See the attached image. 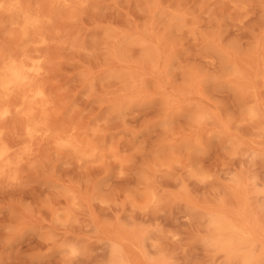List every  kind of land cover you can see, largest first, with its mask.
Instances as JSON below:
<instances>
[{"label":"rangeland","instance_id":"1","mask_svg":"<svg viewBox=\"0 0 264 264\" xmlns=\"http://www.w3.org/2000/svg\"><path fill=\"white\" fill-rule=\"evenodd\" d=\"M221 9L212 0L203 11ZM201 19L184 0H0V80L17 63L27 77L40 71L28 87L42 91L32 96L25 84L6 96L0 86L9 159L0 168L31 178L7 185L22 201L8 228L20 246L63 231L58 251L76 247L86 219L89 239L123 245L122 264H244L243 245L264 222V41L221 44L219 28ZM205 60L215 64L211 81ZM13 103H23L15 114ZM137 197L152 211L129 223L122 212ZM187 213L197 222L190 234Z\"/></svg>","mask_w":264,"mask_h":264},{"label":"clouds","instance_id":"2","mask_svg":"<svg viewBox=\"0 0 264 264\" xmlns=\"http://www.w3.org/2000/svg\"><path fill=\"white\" fill-rule=\"evenodd\" d=\"M127 4H137L139 6L142 0H124ZM153 4L160 5L163 0H151ZM188 5L189 10L200 17L201 23L207 24L211 29L218 27L220 31V43L227 44L232 39L240 41L241 46L245 43V35L259 36L264 41V0H214L215 4L222 5L227 11L221 9L216 16H206V9L212 0H184ZM230 34H236L232 36ZM201 55L216 56L214 51L202 52ZM260 59L264 63V44L260 50ZM179 64L178 58H173V65ZM206 67L202 71L207 73V79L212 80L215 71V64H208L205 60ZM171 73V66L169 67ZM96 83L100 84L98 79ZM151 87L146 81L145 88ZM118 118L114 120L117 122ZM27 173L18 176L14 170H4L0 168V264H50V258L57 255L63 257L57 264H122L121 255L123 253V245L116 241V247H113V242L97 241L89 239L92 233V228L88 226L86 219L82 220L77 226L79 229L80 244L69 249L65 245H61L62 251H58L57 246L68 235L63 231L56 234L54 241H49L45 238L37 236L39 246L30 245L23 247L19 244V234H14L8 230L9 225H14L18 222L22 215L20 203L22 202L17 197L15 191L7 185L15 180L30 181ZM117 179H122L117 177ZM107 182H101L96 186V191L101 192L106 190ZM148 197H137V207L126 208L122 212V216L128 219H138L142 213L151 214L152 208ZM131 212V218H128V213ZM7 213V217H5ZM264 215V207L261 209ZM29 219V217H25ZM197 222L195 216L187 213L184 217V230L186 233L196 231ZM259 238L248 243H244L243 248L246 253L244 264H264V222L259 226ZM145 244L148 240L145 239ZM50 249V250H49ZM137 264H147V262H137ZM156 264H169L166 260H158ZM175 264H190V262L176 260Z\"/></svg>","mask_w":264,"mask_h":264},{"label":"bare ground","instance_id":"3","mask_svg":"<svg viewBox=\"0 0 264 264\" xmlns=\"http://www.w3.org/2000/svg\"><path fill=\"white\" fill-rule=\"evenodd\" d=\"M10 4V3H9ZM16 6V5H15ZM13 9V8H12ZM13 11V10H12ZM22 11V10H21ZM22 13V12H21ZM24 13V12H23ZM15 18V17H14ZM33 24V21H31V20H26V23H25V27H27V26H29V25H32ZM20 33V32H19ZM42 39H45V38H42ZM43 42H44V40H43ZM46 42V41H45ZM41 54V53H40ZM40 54H39V57H41V56H43L42 54H41V56H40ZM37 55V54H36ZM34 58H36L35 56H33ZM44 58V57H43ZM43 58H41V60H40V62L39 63H41V61L42 60H44ZM29 66H31L30 64H29ZM40 66H41V64H40ZM39 66V67H40ZM2 68V67H1ZM41 68H43V67H41ZM40 68V69H41ZM24 66L23 65H19V64H17V63H10V64H8L7 66H6V68L4 69V75H3V77L1 78V80H0V86L2 87V89H3V91H4V95H6V96H8L9 94H10V92L14 89V88H16V87H19L20 85H25V84H27V85H25L26 87H28V84H29V86H30V84L32 85V83H30V81H31V78L30 77H32L33 78V80H34V76L36 75V74H38V73H36L35 74V72L33 73V75H31L32 73L31 72H33V71H31L30 72V74H29V78L26 76L27 75V73L25 74V71H24ZM37 69H39L38 67H37ZM36 69V71H38ZM37 80V77H35V81H33L34 83L33 84H36V81ZM37 83H39V82H37ZM37 85V84H36ZM36 85H32V88L34 87V86H36ZM23 87V88H26V87ZM22 88V87H21ZM21 89V91H20V94L22 95V97L25 95L26 97H27V94H29V93H27V94H23L24 92L23 91H25V93H26V89L24 90V89ZM29 89H30V87H28ZM30 89L31 91H33V89ZM35 88V87H34ZM29 89H27V91L29 90ZM17 92H19V91H17ZM33 93H34V91H33ZM20 94L18 95V96H20ZM31 94H32V92H31ZM31 94H29V97L31 96ZM42 95V91H37L36 93H34V94H32V96H41ZM18 96H17V98H18ZM24 98V97H23ZM32 98V97H31ZM19 99H20V101H22L21 99V97H19L16 101H14L15 103L17 102L18 104H19ZM25 100V99H24ZM27 100H28V98H27ZM31 100V99H30ZM29 101V100H28ZM22 102H25V104L27 105V103H26V101H22ZM15 103H13L12 104V107H10L11 109V112L13 111V110H15L14 109V107H15ZM16 105L17 107H15V108H17V109H19L18 108V106H21V104H23V103H21L20 105ZM24 104V105H25ZM4 105H6V104H4ZM14 105V106H13ZM23 105V106H24ZM5 107V106H4ZM21 108H22V106H21ZM13 109V110H12ZM10 110L8 109V108H6V109H4L3 111H2V114H7V113H9L10 112ZM21 110V109H20ZM16 111V110H15ZM19 111V110H18ZM17 111V112H18ZM33 111V106L31 105V104H29L28 105V109H27V113H31ZM10 112V113H11ZM19 112H21V111H19ZM18 112V113H19ZM14 112H12V114H13ZM16 113V112H15ZM14 113V114H15ZM11 114V115H12ZM7 118H9V116L8 117H6V119ZM1 121V120H0ZM3 123V122H2ZM6 123V122H5ZM5 127V128H4ZM4 127H1V128H3V129H7V127L6 126H4ZM0 128V129H1ZM2 129V130H3ZM24 129V128H23ZM45 130V129H44ZM50 130V129H49ZM1 131V130H0ZM4 132H5V130H4ZM28 132H31V129H29L28 130ZM51 132V131H50ZM2 133V132H1ZM44 133V132H43ZM42 133V134H43ZM30 134V133H29ZM41 134V133H40ZM2 135H3V133H2ZM2 135H0V136H2ZM44 135V134H43ZM47 135V134H46ZM35 136V135H34ZM24 137V136H23ZM29 137H31V136H29ZM29 137H24L23 139H21L22 140V142L23 141H26V140H28V139H26V140H24L25 138H29ZM66 137V136H65ZM1 138V137H0ZM32 138V137H31ZM20 140V141H21ZM1 141V140H0ZM67 141V143H70V140H66ZM22 142H18L17 143V145H19V143H22ZM13 147H15L14 145H13ZM17 148V147H16ZM21 150V149H20ZM14 151V150H13ZM10 152H12L11 150H10ZM9 152V153H10ZM7 150H6V147H4V148H2V149H0V162L1 163H3V167H6L7 166V164H9V159L7 158ZM19 159V158H18Z\"/></svg>","mask_w":264,"mask_h":264}]
</instances>
